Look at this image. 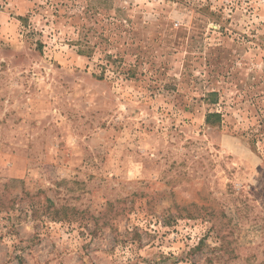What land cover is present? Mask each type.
<instances>
[{"label": "rangeland", "instance_id": "obj_1", "mask_svg": "<svg viewBox=\"0 0 264 264\" xmlns=\"http://www.w3.org/2000/svg\"><path fill=\"white\" fill-rule=\"evenodd\" d=\"M0 264H264V0H0Z\"/></svg>", "mask_w": 264, "mask_h": 264}, {"label": "trees", "instance_id": "obj_2", "mask_svg": "<svg viewBox=\"0 0 264 264\" xmlns=\"http://www.w3.org/2000/svg\"><path fill=\"white\" fill-rule=\"evenodd\" d=\"M78 52H79V55H82V56L89 58V55H88L89 52L82 51V50H79ZM128 72H130V74L131 73L134 74L131 69H129ZM208 96L211 99L210 104H216L217 103L216 101L218 100V98H217L218 95L216 92H211L208 94ZM221 123H222V116L220 113H218V112H207V114L205 115V124L206 125L219 127L221 125Z\"/></svg>", "mask_w": 264, "mask_h": 264}]
</instances>
